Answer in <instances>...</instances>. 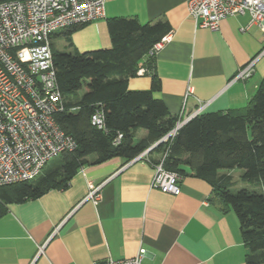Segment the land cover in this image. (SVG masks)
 Wrapping results in <instances>:
<instances>
[{
	"label": "crops",
	"instance_id": "obj_1",
	"mask_svg": "<svg viewBox=\"0 0 264 264\" xmlns=\"http://www.w3.org/2000/svg\"><path fill=\"white\" fill-rule=\"evenodd\" d=\"M111 19L167 23V40L153 57L160 81L153 97L182 123L200 109L212 113L246 107L264 76V34L248 23L247 15L227 17L217 30L200 28L187 15L186 0H108L103 19L51 35V52L110 48ZM254 58L252 75L235 80ZM150 82L137 75L127 89L146 91ZM146 134L136 131L134 143ZM159 158L157 152L147 153L148 161ZM150 163L114 157L86 164L66 189L7 204L0 217V264H103L131 258L140 248L146 251L142 264H248L238 221L221 209L208 181L182 166L180 194H163L150 188ZM231 172L218 171L217 176ZM97 186L100 199L93 204L86 196Z\"/></svg>",
	"mask_w": 264,
	"mask_h": 264
},
{
	"label": "trees",
	"instance_id": "obj_2",
	"mask_svg": "<svg viewBox=\"0 0 264 264\" xmlns=\"http://www.w3.org/2000/svg\"><path fill=\"white\" fill-rule=\"evenodd\" d=\"M81 26L68 28L66 33ZM107 29L108 49L81 54L52 52L55 81L64 106L54 119L75 141L76 148L60 154L58 164L33 181L0 188V217L7 204L66 189L71 177L86 164L114 157L129 162L151 148L148 152H157L160 158L166 151V170L182 175L183 166L193 176L208 181L221 209L231 211L238 221L242 243L248 250L246 262L264 264V76L246 107L199 113L181 124L174 136L159 143L182 123L153 97L160 90V81L153 72V57L147 56L170 28L162 21L141 25L135 19H111ZM139 68L147 71L144 75L150 77V88L130 91L128 80L137 76ZM95 110L103 114L104 130L90 124ZM138 130L147 134L134 143ZM118 134L121 139L114 143ZM234 169L241 170V180L260 192L241 189L232 193L231 177L217 173Z\"/></svg>",
	"mask_w": 264,
	"mask_h": 264
},
{
	"label": "built area",
	"instance_id": "obj_3",
	"mask_svg": "<svg viewBox=\"0 0 264 264\" xmlns=\"http://www.w3.org/2000/svg\"><path fill=\"white\" fill-rule=\"evenodd\" d=\"M107 1L0 2V188L33 181L47 162L75 150V141L54 119L64 106L55 81L50 37L58 31L103 19ZM186 5L187 15L196 27L217 30L223 19L247 15L248 23L257 25L264 34V0H186ZM166 40L167 37H162L147 56L154 57ZM256 60L252 59L240 69L235 80L249 78ZM146 73L143 68L137 71L139 76ZM90 124L104 130L101 111L93 112ZM180 126L178 123L159 143L174 136ZM120 139L118 134L114 143ZM149 150L151 148L130 162L146 160L150 163L147 160ZM165 156L166 151L157 162L150 163L153 169L150 188L178 196L181 177L164 168ZM99 191L100 186L93 188L86 199L95 204L100 199ZM41 252L42 247L38 254ZM145 255L146 251L140 248L131 258L107 259L103 264H142Z\"/></svg>",
	"mask_w": 264,
	"mask_h": 264
},
{
	"label": "rangeland",
	"instance_id": "obj_4",
	"mask_svg": "<svg viewBox=\"0 0 264 264\" xmlns=\"http://www.w3.org/2000/svg\"><path fill=\"white\" fill-rule=\"evenodd\" d=\"M55 39H59V36L56 37ZM59 161H60L59 156L56 158H53L52 160L47 162V164L44 166V168L41 172L43 173L45 170L54 167L55 165L58 164ZM220 172H224V171L222 170V171H219V173ZM241 174H242V171L239 169H234L233 172H231L230 174H227L231 177V181H232L231 192L232 193H236L237 191H239L241 189L253 190L255 192H260V190L256 186L251 185L248 182H243L240 178Z\"/></svg>",
	"mask_w": 264,
	"mask_h": 264
},
{
	"label": "water",
	"instance_id": "obj_5",
	"mask_svg": "<svg viewBox=\"0 0 264 264\" xmlns=\"http://www.w3.org/2000/svg\"><path fill=\"white\" fill-rule=\"evenodd\" d=\"M186 122V121H185ZM185 122L181 123V124H184Z\"/></svg>",
	"mask_w": 264,
	"mask_h": 264
}]
</instances>
